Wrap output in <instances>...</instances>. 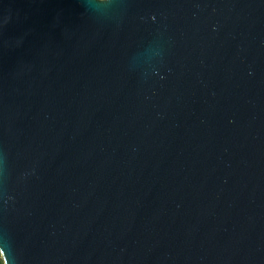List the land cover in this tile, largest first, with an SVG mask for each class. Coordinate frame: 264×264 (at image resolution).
Returning a JSON list of instances; mask_svg holds the SVG:
<instances>
[{"label":"water","instance_id":"water-1","mask_svg":"<svg viewBox=\"0 0 264 264\" xmlns=\"http://www.w3.org/2000/svg\"><path fill=\"white\" fill-rule=\"evenodd\" d=\"M4 264H264V0H0Z\"/></svg>","mask_w":264,"mask_h":264},{"label":"trees","instance_id":"trees-1","mask_svg":"<svg viewBox=\"0 0 264 264\" xmlns=\"http://www.w3.org/2000/svg\"><path fill=\"white\" fill-rule=\"evenodd\" d=\"M0 264H4V261H3L2 257H1V254H0Z\"/></svg>","mask_w":264,"mask_h":264}]
</instances>
